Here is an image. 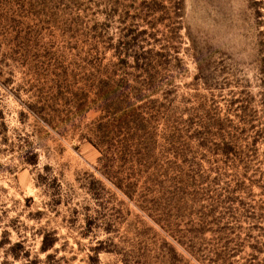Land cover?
<instances>
[{"label": "rangeland", "instance_id": "obj_1", "mask_svg": "<svg viewBox=\"0 0 264 264\" xmlns=\"http://www.w3.org/2000/svg\"><path fill=\"white\" fill-rule=\"evenodd\" d=\"M0 264H264V0H0Z\"/></svg>", "mask_w": 264, "mask_h": 264}]
</instances>
